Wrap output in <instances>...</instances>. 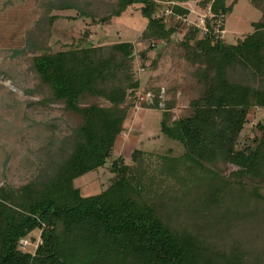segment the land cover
Returning a JSON list of instances; mask_svg holds the SVG:
<instances>
[{"label":"trees","instance_id":"16d2710c","mask_svg":"<svg viewBox=\"0 0 264 264\" xmlns=\"http://www.w3.org/2000/svg\"><path fill=\"white\" fill-rule=\"evenodd\" d=\"M247 1L261 13L252 33L228 43L212 29L195 48V62L205 66L204 89L189 116L172 121L165 109L160 123L162 135L184 153L160 157L152 173L140 150L132 165L114 157L137 101L134 44H82L92 27L136 6L147 20L136 40L163 41L173 32L164 28L165 11L154 17L161 7L156 0H115L101 16L75 0L48 5L27 53L48 102L78 119L76 144L65 173L41 183L30 199L0 190V264H264V255L254 258L242 245L256 233L264 246V121L240 145L248 112L264 111V0ZM237 2L203 0L201 6L223 20ZM166 9L169 18L188 15ZM68 21L83 23L81 36L50 45L55 23ZM84 97L99 102L81 108ZM227 166L236 170L225 175ZM104 168L113 178L96 195L84 196L73 185ZM38 232L34 253L24 251L20 241Z\"/></svg>","mask_w":264,"mask_h":264},{"label":"rangeland","instance_id":"374dc122","mask_svg":"<svg viewBox=\"0 0 264 264\" xmlns=\"http://www.w3.org/2000/svg\"><path fill=\"white\" fill-rule=\"evenodd\" d=\"M54 1L0 0V190L11 191L24 199L33 197L44 181L65 173L64 164L73 153L79 127L78 119L68 113L64 105L48 102V91L32 71L27 53L31 34L41 35L36 29L38 22ZM75 1L98 16L107 14L115 3V0ZM233 1L226 0V5L230 6ZM156 2L161 7L154 17L160 18V11H165L164 28L173 29L167 39L154 44L136 40L147 26V20L139 12L140 7L136 6L120 18L92 27L91 34L82 44H134L132 70L139 85L137 101L127 114L124 132L115 144L114 157H121L125 164L132 165V153L140 150L145 154L151 173L159 167L160 157H179L184 153L181 144L162 135L160 123L165 109L170 111L172 121L189 116L190 103L198 100L204 89L201 71L205 66L194 60V50L200 40L219 26V38L230 43L237 35L252 33V24L261 18V13L247 0H238L223 20H215L210 6L202 8L203 0ZM168 6L187 10V17L175 14L169 18ZM68 22L55 23L50 45H55V41L69 43L64 40L65 36L76 39L81 36L85 30L83 23ZM142 53H147L145 59L140 57ZM148 94L150 98L146 100ZM97 102L84 97L80 107ZM145 102L148 105L158 103L159 108L146 107ZM263 121L264 111L252 109L248 112L240 145L245 138L253 136L251 129ZM235 170L227 166L224 173L228 175ZM111 178L113 175L104 168L75 179L73 185L84 196H91L105 190ZM39 235V232L29 235V244L22 249L33 254ZM32 237L36 239L35 243H32ZM242 245L254 258L264 255L262 239L256 233L244 239Z\"/></svg>","mask_w":264,"mask_h":264},{"label":"built area","instance_id":"2783aa9c","mask_svg":"<svg viewBox=\"0 0 264 264\" xmlns=\"http://www.w3.org/2000/svg\"><path fill=\"white\" fill-rule=\"evenodd\" d=\"M167 12L169 14L168 15L166 14V15L169 16L171 14V11L168 10ZM219 28H220L219 26L216 27V29L214 31L215 34L220 35L221 32H220ZM205 32H207V29H206ZM149 98H150V94L147 95L146 100H148ZM28 244H29V241L27 239H24V240L20 241L21 248H25Z\"/></svg>","mask_w":264,"mask_h":264},{"label":"bare ground","instance_id":"6f19581e","mask_svg":"<svg viewBox=\"0 0 264 264\" xmlns=\"http://www.w3.org/2000/svg\"><path fill=\"white\" fill-rule=\"evenodd\" d=\"M226 33V32H225Z\"/></svg>","mask_w":264,"mask_h":264}]
</instances>
